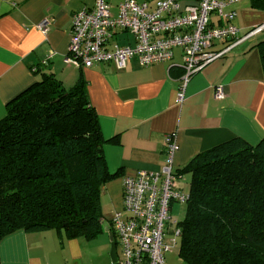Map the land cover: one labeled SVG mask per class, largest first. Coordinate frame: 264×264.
<instances>
[{"label":"crops","instance_id":"obj_1","mask_svg":"<svg viewBox=\"0 0 264 264\" xmlns=\"http://www.w3.org/2000/svg\"><path fill=\"white\" fill-rule=\"evenodd\" d=\"M124 1L107 0L115 16ZM135 1L155 7V0ZM183 2L186 5L193 0ZM94 6L95 0H0V121L7 114V105L44 75H53L67 88L85 79L107 140L104 153L108 168L113 174L120 173L103 190L104 221L111 226L112 217L123 207L124 178L143 170L160 171L169 157L170 137L177 147L172 167L175 173L201 152L232 139L242 138L252 145L262 140L264 73L256 46L264 40V31L208 64L184 88L180 50L175 51L172 61L150 67H142L136 59L123 70L113 63L92 68L68 64L74 15ZM226 12H235L236 17L227 22L213 16L214 25L231 23L240 29L241 36L264 24V11L252 8L251 0L236 3ZM45 19L51 23L47 35L37 28ZM117 39L122 46L134 45L128 33ZM226 45L217 42L213 49L221 51ZM218 87L224 89L225 99L215 97ZM186 177L179 181L185 193L189 190ZM108 209L107 217L104 210ZM105 234L96 240L106 241ZM89 245L84 238L62 241L54 231H20L1 242L0 258L3 264H94L99 259L100 264H112L108 253L103 258Z\"/></svg>","mask_w":264,"mask_h":264},{"label":"trees","instance_id":"obj_2","mask_svg":"<svg viewBox=\"0 0 264 264\" xmlns=\"http://www.w3.org/2000/svg\"><path fill=\"white\" fill-rule=\"evenodd\" d=\"M251 5L264 11V0ZM256 48L264 73V40ZM106 144L83 78L67 88L44 75L9 103L0 121V244L20 231L99 237L103 190L120 177L108 168ZM173 173L190 177L174 229L180 260L264 264V137L256 145L232 139Z\"/></svg>","mask_w":264,"mask_h":264},{"label":"built area","instance_id":"obj_3","mask_svg":"<svg viewBox=\"0 0 264 264\" xmlns=\"http://www.w3.org/2000/svg\"><path fill=\"white\" fill-rule=\"evenodd\" d=\"M244 0H156L154 8L135 0L119 5L114 15L107 0H95L93 9L74 15L67 63L76 67L92 68L97 64L113 63L119 70L136 59L142 67L167 63L180 50L183 59L185 85L208 64L223 58L242 42L261 34L264 24L244 35L231 23L215 26L212 17L230 22L235 12L226 10ZM48 19L38 24L44 35L50 31ZM128 33L134 45L122 46L118 35ZM227 43L217 51L214 44ZM53 54V53H52ZM180 101L184 98V90ZM217 99H225L222 87L215 90ZM168 160L158 172L140 171L124 178L123 207L112 219V227L121 248L120 264H166V255L177 245L176 230L169 231L166 223L175 204H185L188 193L179 187L173 173V157L177 147L170 137ZM173 207V209H172Z\"/></svg>","mask_w":264,"mask_h":264},{"label":"rangeland","instance_id":"obj_4","mask_svg":"<svg viewBox=\"0 0 264 264\" xmlns=\"http://www.w3.org/2000/svg\"><path fill=\"white\" fill-rule=\"evenodd\" d=\"M155 4H156V0H155ZM120 42H121V40H120ZM121 44H122V42H121ZM186 179H187V182L189 183L190 177L187 176L185 178V180ZM185 180L181 181V184L185 186V191H187L188 190V186H187V184H186L187 182ZM174 207H175L174 213L170 212L171 220L166 223V228L169 231L174 230L176 228L177 223L182 221L184 219V217H185V214H186V204H175ZM104 212H105L107 217L110 215L109 209L108 210H104ZM110 218L111 217H109V219ZM103 236L107 237L106 241L101 240V239H99L97 241L96 239L99 238V237H97L94 240H90V241L87 240V241L90 243L89 246H90L91 249H93L95 254H98V255L100 254L104 258V255L106 253H108V257L110 258V249H111L110 237H109V234H105ZM168 241H169V243H171L170 245L173 247V251L170 252V253H167V255H166V264H184L180 260L179 255H178L179 247L177 245L174 246V244H172L171 240H168ZM108 246H109L110 249H108ZM117 251H118L119 257L122 258L121 248L119 246L117 248ZM91 260L93 261V259H91ZM100 263H102V261L100 259L99 260H95V262H94V264H100ZM90 264H92V263H90Z\"/></svg>","mask_w":264,"mask_h":264},{"label":"water","instance_id":"obj_5","mask_svg":"<svg viewBox=\"0 0 264 264\" xmlns=\"http://www.w3.org/2000/svg\"><path fill=\"white\" fill-rule=\"evenodd\" d=\"M103 227H104V231L108 233L110 236V241H111L110 256L112 259V264H120L119 263L120 259H119V255L117 251V243L115 241V235H114V232L112 231V227L110 226L108 221H103Z\"/></svg>","mask_w":264,"mask_h":264},{"label":"clouds","instance_id":"obj_6","mask_svg":"<svg viewBox=\"0 0 264 264\" xmlns=\"http://www.w3.org/2000/svg\"><path fill=\"white\" fill-rule=\"evenodd\" d=\"M112 227V226H111ZM113 229V228H112ZM113 231V230H112ZM114 232V231H113ZM117 248H118V246H117Z\"/></svg>","mask_w":264,"mask_h":264}]
</instances>
